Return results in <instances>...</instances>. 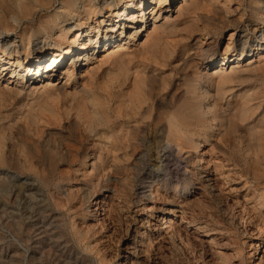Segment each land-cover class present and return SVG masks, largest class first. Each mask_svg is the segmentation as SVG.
Returning <instances> with one entry per match:
<instances>
[{
    "label": "rangeland",
    "instance_id": "rangeland-1",
    "mask_svg": "<svg viewBox=\"0 0 264 264\" xmlns=\"http://www.w3.org/2000/svg\"><path fill=\"white\" fill-rule=\"evenodd\" d=\"M61 2L49 0L44 7L34 8L30 5L31 12L27 16L17 13L16 9L18 20L12 19L14 28L7 30L3 20L8 18L6 6L11 7L12 3L11 0H0V42L15 39L19 60L25 65L33 64L34 55L43 52L37 74L33 75L31 70L30 77L23 82L9 83L10 69L6 68L0 79V113L11 115V122L3 125L15 122L13 127L0 129V148H4L8 158L6 163H0V264H264V133L260 131L257 135L254 130L256 139L253 142L259 140L260 144L256 143L255 149H248L246 142L250 138L247 137L248 131L252 130L250 126L256 125L254 129L260 126V130H264V58L261 59L255 50L238 63L235 57H230L220 71L216 61L206 67L210 54L221 57L229 43L234 46L228 56L238 53L246 38L249 41L254 38L252 41L264 45V38L259 37L261 33L264 35V24L256 21L254 0H201L198 3L193 0H142L141 7L139 0H135V6L123 19V36L134 38L119 39L118 43L106 48L97 46L90 52L91 61L85 68L75 61L76 72L70 80L64 75V67L76 53L66 56L48 73L46 65L52 60L44 56L56 38L50 32L42 31L41 35L45 36L42 38L35 35L36 30H42L52 22L54 12H61ZM75 2L79 3L77 11L68 16L70 20L65 24L67 28L72 27L68 34L72 38L85 28V9L81 7V0ZM91 3L98 9L96 16H91L87 23L93 31L109 24L114 13L123 7L122 0H92ZM108 3L112 6L111 11L106 7ZM89 4L86 2L84 6ZM128 14L131 18L135 15L143 18L137 28L128 25L125 19ZM153 15L158 16L157 20ZM222 18L240 22L237 27H228L220 23ZM56 22L55 28L62 25H58L59 19ZM206 23L219 25V34L215 37L202 34L198 28L206 27ZM255 24H259L258 33L253 32ZM155 25L167 30L168 40L187 37L189 30L194 28L192 38L180 41L166 66L156 64L151 58L146 61L140 53L146 43L143 30L147 27L152 36ZM26 27H32L31 34L34 33L28 61L20 42V34ZM120 30L116 27V34ZM148 40L150 43L152 37ZM184 43L189 45L184 46ZM196 43L199 46L192 47ZM262 52L264 50L259 51ZM119 54L122 55L120 58ZM16 57L12 55L7 59L15 64ZM184 57L197 61L200 69L210 67L211 84L204 85L209 86L215 97L219 73L232 76L231 81L222 86L225 94L217 99L219 105L208 114L201 111L199 119H192L191 125L184 128V149L166 148V140L158 132L159 125L153 123L156 125L145 128L136 138V143L143 146L137 144L126 159L124 149L110 148L107 139H101L99 135L94 137L83 127L74 125L76 100L83 102L81 97L85 95L79 91L82 87L96 91L100 102L110 107L114 101L122 100L120 88H112L110 82L119 67L129 69V86L125 90L128 93L133 92L136 75L146 80L150 101L147 104L154 101L158 105L164 99H170L173 93L177 95L181 91L177 87L180 73L173 69L182 64ZM234 65L237 66L233 68ZM234 69L237 72L233 74ZM48 74L52 76L46 82ZM150 74L170 76L171 85L167 89H156L158 84ZM32 77L35 80H31ZM42 83L51 84L44 87ZM36 84L37 88H34ZM5 85L15 87L12 89L15 93L8 95ZM103 85L107 90L101 89ZM49 93L52 97L47 96ZM244 107L249 109L246 119L240 111ZM29 110L36 118L26 119ZM235 113L239 115L235 116ZM227 116L236 118L233 119L236 123L228 124L232 120L226 121ZM118 125L124 127L125 122L109 126L106 132L117 129ZM229 129L234 131L230 133ZM58 133L69 139L60 142ZM53 145H59L57 148L65 151L63 158L49 149ZM64 146L75 150L70 153L63 149ZM25 158L31 161L26 163Z\"/></svg>",
    "mask_w": 264,
    "mask_h": 264
},
{
    "label": "bare ground",
    "instance_id": "bare-ground-1",
    "mask_svg": "<svg viewBox=\"0 0 264 264\" xmlns=\"http://www.w3.org/2000/svg\"><path fill=\"white\" fill-rule=\"evenodd\" d=\"M61 1H62L61 3H62V10H63V12H62V10H60L61 12H59V11L58 12L57 11L54 12L51 15V21L52 22H49L48 24H46L45 26H43L42 27V30L41 29L40 30L38 29L35 32V35L38 36V37L41 36V38H42V36L45 37L44 35H41L42 31L45 32V33L46 32H50L52 34V36L54 34V36L56 38V39H54V44L50 48L48 54L44 56L45 58L48 57L49 58L48 60H52V61H50L46 65V72L52 71L55 68V65L56 64H60L66 56H71L74 53H76L75 56H73V58L71 59L70 64H68L66 67H64V68H66V70H65L66 72H65L64 75L66 76L67 80H70L72 77H74L75 72H76L75 71V65H74L75 64V61L78 60V62L80 63V65L82 67L84 66V68H85L88 65L89 61H91L90 60V57L91 56H89L90 52L94 51L97 46L101 45V47L105 46V48H106V47L111 46L113 43H115V44L118 43L119 42V39H121L120 41H122L123 39L126 40L127 38H134V36H131V35H130L131 37L128 36L127 38H125L123 36V33H124L123 28L125 27V22H124L123 19H124L125 15L129 11H131V9H133V7L135 6V4H134V1L135 0H122L123 1V7H121L120 9H118L117 12L114 13L115 16L112 17V19L110 20L109 24L104 25L103 28H101L100 26H98L96 28V30H94V31L89 28V25L87 27V23H88V21H89V19H90L91 16H93V15L96 16V14L98 13V9H97L96 6H94V4L91 3L92 0H81V7H83V9H85L83 11V16H84L83 25H84L85 28L81 32H79L77 35H75L73 38L71 37V35L68 36V34L72 31V27H68L67 28V25H65V24L67 22H69V20H70V18H68V16L69 15H72L73 13H76L79 3L75 2V0H61ZM200 1L201 0H193V3H198ZM48 2H49V0H11V3H12L11 4V7H8L9 5L6 6V9L8 8L7 9V17L9 19L8 18H5L3 20L4 21L3 22L4 28L7 29V30L8 29H13L14 28L13 27L14 25L11 23V20L13 19V20L17 21L18 20L17 13H19V12L22 13V14H24L25 16H27L31 12L30 5H32L33 8L34 7H37V6L38 7H44ZM86 2H89L90 4L88 6H86V5L84 6V4ZM139 2H140V7H141L143 5L142 4V0H139ZM262 3H263L262 0H254V5L255 6H254L253 10L257 13V17H258L259 20L256 19V21H260L259 22L260 24H261V22L264 24V19H263L264 12H261V11H264V7L262 6ZM106 7L108 8L109 11H111L112 6L110 5V3H108ZM16 9H17L18 12L15 11ZM140 11H142V9ZM15 12H17V13H15ZM129 18H131V17L128 14L125 19L128 20V25L131 28H137V23L138 22H141L143 20L142 17H139L138 18L136 15L135 16H132V18H131L130 21H129ZM153 18H154V20H157L158 16L157 15H153ZM57 19H59V22H58L59 24L58 25H60V24H62V25L61 26H58L57 25L58 27L55 28L54 27V24L57 21ZM208 20H210V19H208ZM239 22H236L233 19L226 18L224 20L222 18L220 23L221 24L225 23V24L228 25V27H233L234 28V27H237V24ZM56 24H57V22H56ZM100 24H103V22H101ZM208 24H207L206 27L198 28V30L200 29L202 31V34H209V35H211V37L217 36L219 34V31H220L219 25H214V24L208 25ZM258 26H259V24H255L254 25V27H253V32L254 33H258L260 31L259 28H258ZM108 27L111 28V29H108ZM116 27H119V30H120V28H122V30H120V32L118 34H116L117 31L115 32V28ZM31 28L30 27L24 28L23 31H22V33L20 34V42H21V45H22L23 50H24V54H25L26 61H28V58L30 57L29 56V49H30V44L32 42L31 41L32 35L34 34L33 32H32L33 34H31ZM146 28L143 30V31H145L144 37H145L146 43H144V45L142 46V49H141L140 53L142 54V56L144 57V59L146 61H147V59H150L151 58V60L153 59V61L156 64L161 63V66H166L168 64L167 63L168 62L167 59L171 57V55L175 51V48L180 43V41L182 42V39L183 38H185L186 40H190L192 38V36H193L192 35V32L194 31V28L192 27L193 28L192 29L190 27L191 29L190 30L188 29L190 33L187 35V37L186 36H184V37L182 36L181 39H179V40H176V39L168 40L167 37H166V35H167L166 34V31L167 30H165V28L163 26H161V25L160 26H156L155 25L154 26V29H153V32H152L153 33L152 36H151V32H149ZM101 31L103 32L102 35H101ZM86 35H88V37H87V40L85 41ZM164 35H165L166 38H164ZM263 36L264 35H262V33H261V35L259 36L260 39H263L264 38ZM150 37H152V40H151L150 43H148L149 42L148 39ZM255 38L258 39V37H255ZM252 40L249 41L247 38L245 40H243L240 51H238V53H235L234 52V54H232L230 56H228V54H229L230 50L233 48L234 45L231 44V43L227 44L226 47H225V49H224V52L222 53V56L221 57L217 58L216 57L217 54H215V53L210 54V60L207 62L206 67L209 66V65L215 64L214 61H216L219 64L218 65V68H219V71H220V70H222V67L225 66L228 63V61L230 60V57H235L234 59H236L237 60V63H238V61L240 59H242L247 54H249L251 52H254L255 50H257V53L256 54L258 56H260L261 59H263L264 58V52L259 53V51L264 50V45L261 44V43L259 44V41H258V43H255L256 41H252ZM16 42L17 41L15 39H12L10 41H1L0 42V70H2V71H0V79L3 78V71L7 70L6 68H8V69H10V77H9V80L8 81H9V83L15 82V84L21 83L25 79H27V77H30L31 70H33L32 71L33 75L37 74L39 72L40 63H41V60L43 58V52L36 53L34 55L33 59H31V60H33V64H30V65H27L26 64L25 65L23 61L19 60V57H18L19 50L17 48ZM71 43H73V44H71ZM250 43H252V44H250ZM198 44L199 43H196L194 46L192 45V47L195 48V46H199ZM186 45L188 46L189 44L186 43L184 46H186ZM251 47H253V49ZM179 48L181 50V47L180 46H179ZM249 48H251V49L249 50ZM196 49H197V47H196ZM77 52H78V54H77ZM12 55H16L17 56L16 57V60L17 61L15 62V64L14 63H10L11 60L8 61V59H7L9 57L11 58ZM253 55H254V53L252 54V57H253ZM118 56L120 58L122 55L119 54ZM184 58H181L182 64L179 67H177V69H173V70H177L180 73V77L181 78L179 77V79L177 81V83L179 82V84H178V86L176 85L177 83L175 85L178 87V89L180 88L181 91L178 93L175 90V92L178 93L177 95H174V93H173L171 96H169L170 99H167L166 101L164 99L165 97L162 98V99H164V101H162L161 103H158V105H156L157 103H155L154 101L151 104H147L148 98H149V97H147V93H148L147 87L148 86H147L146 80L145 79H142L139 75L138 76L136 75L135 78H134V80H133V85H134L133 92L128 93L127 91H125L128 88V86H129V84H127V82L129 81V78H130V76H129V69L128 68H121V67L117 68V71L115 70L114 75L112 74L113 77L110 78L111 79L110 82L113 84L112 88L114 86H117L118 88H120L121 98H122V100L120 99L118 101H114L115 103L113 102L114 105L111 106V107L110 106H107V104H102L100 102L99 97L96 94L97 93L96 91H93L89 87L88 88H86L85 86L82 87L81 89H79V91L81 90L83 92V94H85V95L83 97H81L82 100H83V102H80V101L76 100V104H75V107L74 108L76 110V117H77V119L76 120H73L74 121L73 122L74 125L77 126V127H83L84 130H86L88 133H90V135H94V137H95V135H99V136H101V139L102 138L103 139H107V141L110 143V146H111L110 148L117 149V150L118 149H121V150L124 149L126 151L125 152L126 159L129 158L128 154L130 155L131 153H133V151H135V149L138 146H140V147L143 146L142 143L139 142V140H138V142L140 144L139 143H136V138L138 139V137H140V135H142V133H144V129L145 128H147L149 126L152 127L154 125L153 123H157L159 125V127H158L159 135H160L161 138H163L164 140H166V143L168 144V145L166 144V146H168L166 148L172 149L173 147H179L178 149H180L184 144H186L185 135H184V132H183L184 131V128H186L189 125H191L190 122H191L192 119H195V118L199 119L198 117L200 116V112L201 111L202 112H206V114H208V112L212 111V108L217 107L219 105L218 100L221 99V98H223V95L225 94V91H224V89H223L222 86L225 83L231 81V79H232L231 78L232 77L231 74H226L225 75V74H223L224 72L219 73V75H218L219 76V80L217 81V92L216 93H217V96H219L220 98H216L217 96L216 97L214 96L215 93L213 95V94H211L212 92L209 91V89H208L209 86L208 85H206V86L204 85V83L211 84V79H212V76L213 75H211V73H209V68L210 67L208 69H205V68L204 69H200V67L197 66V61L195 62V60L193 59L194 56H193V58H190V57L185 58V59ZM5 60H7V61L5 62ZM196 60H198V59H196ZM117 61L119 62V60H117ZM158 61H160V62H158ZM25 63H27V62H25ZM119 63H121V62H119ZM64 64H65V62L62 64V66ZM173 64H174V62H173ZM236 66L237 65H234L232 67L235 68ZM32 67H33V69H32ZM236 72L237 71L235 69L232 71L233 74L236 73ZM111 73H113V72H111ZM153 73H155V72H153ZM141 75H144V74H141ZM150 75H149V77L152 76V75L151 76ZM47 76H48V80L46 82H49V79H51L52 74H50V75L48 74ZM146 77H148V75H146ZM12 78H14V81H11ZM170 79L171 78L168 75L167 76H165V75L162 76L161 74H158V75L157 74H154V76H152V80L156 84H158V86L157 85H156V87L154 86L156 89H158V88L159 89H167V87L171 85V82H170L171 80ZM31 80H35V78L32 77ZM131 81H132V78H131ZM42 84H43L44 87H46L48 84H51V83H42ZM52 87H53V85H52ZM100 87H101V89H106V86H104V85L103 86H100ZM34 88H37V84H36V86H34ZM5 89H6L5 92H8L9 93V94L6 93V96H7V94L10 95V93L13 92L12 89H16V88L15 87L14 88L13 87H8V85H5ZM19 90H21V89L19 88ZM19 90L17 92H19ZM56 91H57V89H56ZM169 91H171V90H169ZM172 91H174V90L172 89ZM17 92H16V94H17ZM49 92H50V90H49ZM14 93L15 92H13V94ZM51 93H49V95H47V94L46 95L49 96V97H52V96H50ZM149 93H150V90H149ZM170 93H172V92H170ZM13 94H11V95L13 96ZM47 96H46V98H48ZM80 96H78V97H80ZM181 96H183L181 98L183 100L181 102H179ZM261 97H262V95H261ZM73 100H74V98H73ZM69 105H70V107H73L72 102H70ZM46 106H47V104H46ZM47 107H49V106H47ZM47 107H46V109H47ZM49 109H50V107H49ZM202 109L205 110V111H203ZM247 109H245V107H244V109H241L240 110L241 111V116L243 115V117L245 119H246V113L249 111V109L248 110ZM39 110L41 111V109H39ZM32 111H34V110H32ZM240 111L238 110L237 112H239V114H240ZM18 112L19 111H17V113ZM23 114H24V112H23ZM237 114L238 113H235L234 115L236 116ZM232 115H233V113H232ZM224 116H225V114H224ZM224 116H223V118H224ZM10 117H11V115H9V114H6L5 113V114H2L1 115V113H0V129L1 130L7 129L8 127L9 128L10 127H13V125L15 124V122H13V120H12V122H13L12 124L9 123V124L3 125L6 122L7 123L9 121L11 122V120H9ZM25 117H26V119L27 118H31V119L36 118V117H34L32 115V112L30 110L27 112V114L25 115ZM227 117H226V121H227V119H228V121L229 120H232V122H228V124L229 123H233L236 120V118L234 119L231 116H230V118H232V119H230L229 117L227 118ZM233 119H234V121H233ZM33 121H36V120L34 119ZM123 121L125 122V126L124 127H119L120 125H118L117 126L118 127L117 129H112V130L110 129L111 130L110 132H106L107 131L106 129L109 126H112V125L115 126L116 124H118V122H123ZM226 121H223V122H226ZM32 123H34V122H32ZM192 123H193V121H192ZM235 123L236 122H234V124ZM193 124H195V123H193ZM237 124H236V128H239V127H237ZM230 125H227V126L231 127ZM224 127H226V124H225ZM250 127H252V130H251V128L249 129V127H248V130H251V131H248V130L245 129L246 131H248L247 135H249V132H250V135L247 136L248 138L249 137L250 138H249L248 141L246 140L247 145H248L247 147H248V149L249 148H251V149L254 148L255 149V147H257V145H255V144L256 143L259 144V142H258L259 140H256L257 142L255 144L253 142L256 139L255 138V134L257 132V135H258V133L260 131H262V133H264V130H262V128L260 130V126L257 127V129H254V127H256V125L255 126H250ZM232 128H230V129H232ZM230 129H229L228 132H230ZM227 130H228V128H227ZM236 130L238 131V129H236ZM254 130L256 132H254ZM188 131L189 130H187V133H188ZM190 131H191V129H190ZM233 131H231V132H233ZM10 132H11V130H10ZM48 132H49V130H48ZM77 132H79V130H77ZM120 132H122V133H120ZM222 132H220V133H222ZM59 134L60 133H58V135ZM236 134H238V132ZM259 134H261V133H259ZM227 135H224V136H227ZM262 135L264 136V134H262ZM9 136L10 135H8V137ZM13 136H15V135H13ZM5 137H6V135H5ZM53 137L55 138V136H53ZM84 137H88V136H84ZM242 137L243 136H240L239 139L242 138ZM58 138H59L60 142H63V140L66 139L67 136H65V134H63V135L60 134V137L58 136ZM68 139H66V140H68ZM243 139H244V137H243ZM50 140H51V138H50ZM32 141H34V140H32ZM104 141H106V140H104ZM71 144H73V143H71ZM74 144H76V143H74ZM74 144H73V146H74ZM137 144H139V145L137 146ZM55 145H53L52 147H49V149L51 148L50 150L52 152H55L56 155L59 154L60 157L63 158V155L65 154V151L61 150V148H57V147H59V145H57V147H54ZM261 146H263V145L261 144ZM261 146H259V149L261 148ZM13 149H14V147H13ZM63 149H66V147L63 148ZM71 149H72V147L70 148V150H68V148H67L66 151L72 153L71 151H74L75 150V148H74V150H71ZM3 150H4V148L1 146V148H0V163H6L8 161V158H7V156H5ZM124 150H123V153H124ZM262 150H263V148H262ZM254 152L256 153L257 150L254 151ZM9 153L10 152H8V154ZM53 156L50 155V157H53ZM34 157H36V156H34ZM58 158H59V156H58ZM25 159L24 160L26 161V163L28 161L29 162L31 161V160H29L27 158H25ZM57 161L58 160H56L54 163L56 164ZM116 166H117V164H116ZM180 239H182V238L180 237Z\"/></svg>",
    "mask_w": 264,
    "mask_h": 264
}]
</instances>
